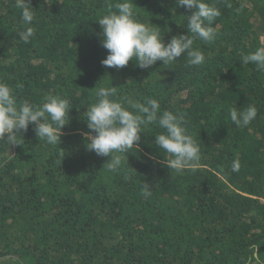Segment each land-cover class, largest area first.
Wrapping results in <instances>:
<instances>
[{"label": "trees", "instance_id": "16d2710c", "mask_svg": "<svg viewBox=\"0 0 264 264\" xmlns=\"http://www.w3.org/2000/svg\"><path fill=\"white\" fill-rule=\"evenodd\" d=\"M28 2L34 36L24 43L16 0H0V82L18 101L39 105L53 94L72 108L59 145L39 140L31 124L22 145L0 141V264H264V72L241 63L264 46V0H206L220 15L214 41L193 45L205 63L192 66L182 54L149 69L134 60L101 65L97 20L122 0ZM133 2L138 21L157 27L165 43L188 34L191 10L175 0ZM111 83L114 99L151 97L183 114L200 159L171 170L154 144L162 130L150 125L108 172L110 157L87 151L81 133L94 88ZM248 106L256 118L237 127L229 108Z\"/></svg>", "mask_w": 264, "mask_h": 264}, {"label": "clouds", "instance_id": "9594fccd", "mask_svg": "<svg viewBox=\"0 0 264 264\" xmlns=\"http://www.w3.org/2000/svg\"><path fill=\"white\" fill-rule=\"evenodd\" d=\"M28 3V0H16V7L21 9L22 20L27 25L18 33L24 43L34 36L31 25L35 12L27 6ZM175 6L191 10L186 15L188 34L174 35L165 43L157 27L138 21L133 0L115 4V11L110 10L97 20L101 28V44L107 50L101 65L121 69L134 60L135 66L149 69L157 61L167 66L183 54L190 65L202 66L206 58L193 45L196 40L203 43L214 41L216 30L211 25L220 11L206 0H175ZM241 63H252L258 71L264 72V46L245 55ZM94 89L95 102L87 106L85 112L89 131L81 135L87 151L94 152L98 157H110L105 163L108 172H116L122 166L123 155L134 147L138 148L141 132L150 125L162 130L155 135L154 144L170 157L166 159L163 155V162L171 170L181 174L200 159L199 144L188 133L183 114L162 111L159 101L151 97L143 101L130 96L114 99L117 87L112 83L111 86H96ZM71 108L68 99L53 94L47 95L39 105L28 100L18 101L13 89L0 82V141L22 145L20 137L31 124L39 140L50 146L59 145ZM229 116L234 125L244 127L256 118L257 109L254 106L241 110L229 108ZM240 167L238 159L232 162L233 172H239ZM142 195L150 197L152 185L142 184Z\"/></svg>", "mask_w": 264, "mask_h": 264}]
</instances>
